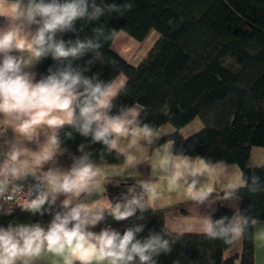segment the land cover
<instances>
[{"label":"clouds","instance_id":"obj_1","mask_svg":"<svg viewBox=\"0 0 264 264\" xmlns=\"http://www.w3.org/2000/svg\"><path fill=\"white\" fill-rule=\"evenodd\" d=\"M132 8L131 0H0V215H12L17 206L32 215H51L46 226H0V264H158L157 258L170 255L183 235L169 228L166 216L160 231L149 230L143 238L138 237L145 223L123 233L111 226L92 229L108 217L144 221L145 213L162 210L152 190L160 176L185 185L183 203L197 208L214 203L205 191L211 174L197 167L207 162L205 157L177 149L174 142L158 143L166 134L145 122L148 110L140 102L114 112L117 98L127 94L116 78L85 75L97 61L105 63L102 49L117 35L101 18L123 16ZM78 20L96 25L90 36L81 38L85 26L77 29ZM67 33L75 38L64 39ZM88 54L87 67L75 63ZM47 57L54 64L38 74L36 65ZM161 111L169 114L166 103ZM76 133L84 141L72 152L64 143ZM95 144L102 149L94 150ZM151 144L159 151L155 166L134 155ZM65 155L67 166L60 162ZM110 156L127 162L128 168L110 172ZM142 163L150 165V176L137 171ZM256 167L250 164L245 177L238 164L227 165V178L221 179L233 192L264 191ZM129 179L135 183L115 202L110 199L106 185ZM214 211L199 215L196 225L208 240L232 244L259 224L239 207L218 219Z\"/></svg>","mask_w":264,"mask_h":264},{"label":"trees","instance_id":"obj_2","mask_svg":"<svg viewBox=\"0 0 264 264\" xmlns=\"http://www.w3.org/2000/svg\"><path fill=\"white\" fill-rule=\"evenodd\" d=\"M99 4L101 0H96ZM123 3L124 0H105ZM133 8L123 16L101 18L117 34L124 32L138 42H144L151 31L160 38L146 59L132 66L111 49L112 39L105 44L104 62L91 65L85 75L99 73L109 81L119 75L126 77L127 94H121L115 104L142 103L148 110L145 122L160 128L170 125L172 135L158 143L171 141L177 149L190 155L206 158L209 166L238 164L242 174L250 175L249 162L254 148H264V0H131ZM85 30L81 38L92 34L84 21L76 27ZM117 36V35H116ZM64 39H74L67 33ZM91 54L75 63L87 67ZM54 64L51 57L38 63L37 73L46 74ZM39 78V75L38 77ZM168 105V115L161 108ZM196 119L202 130L185 138L181 130ZM84 138L78 133L65 140L64 146L75 152ZM101 144L93 145L99 151ZM153 151L157 144L148 145ZM67 163L70 161L67 155ZM124 161L108 157V166L122 165ZM255 173L264 184V167ZM135 181H128L111 189L115 202ZM240 198V209L245 214L264 221V191L252 194L246 188L231 191ZM232 210L220 208L214 219L231 216ZM164 211L145 213L144 221L135 217L110 225L123 233L135 223H145L143 238L149 232L164 226ZM93 231L97 229H92ZM232 244L208 240L203 235H182L170 255L161 254L158 264H236L238 256L228 259L224 253ZM243 252L240 264H255L254 229L242 236Z\"/></svg>","mask_w":264,"mask_h":264},{"label":"crops","instance_id":"obj_3","mask_svg":"<svg viewBox=\"0 0 264 264\" xmlns=\"http://www.w3.org/2000/svg\"><path fill=\"white\" fill-rule=\"evenodd\" d=\"M145 42V41H144ZM144 42H138L124 32L117 34L115 40L111 45V49L114 53L123 58L132 66L140 65L148 56L151 49H144ZM38 64L35 67L37 72ZM117 85L126 84V77L124 75H119L117 77ZM195 125V126H194ZM203 124L200 119H196L189 126L181 130L183 137L188 138L200 130H202ZM175 129L166 125L159 129V133L166 134L164 137L172 135ZM191 132V133H188ZM11 135V132H9ZM163 138V137H162ZM171 142V141H168ZM141 161H149L156 165L159 151L156 147L153 151H149L148 145L141 147L135 154ZM61 164L67 166L68 163L65 158H60ZM256 164L257 167H264V148H254L251 154L249 164ZM227 164H217L209 166L207 163L198 164V169H206L211 174V182L205 185V191L209 194V198L214 201L211 208L208 205H201L197 208L196 205L191 203L185 204L182 202L181 193L186 190L184 184L174 185L170 179L160 176L156 179L152 185V190L155 197L158 198V202L161 204L162 210L165 216L168 218V226L173 230L174 233H183V235H203L199 229L196 227L199 221V215L212 212L215 209L213 215L220 209H229L234 212L235 207H241L240 198L230 194V186L225 184L221 177L227 178L226 171ZM110 172L114 173L117 171H123L128 168V163L124 161L122 165L118 166H108ZM240 168V167H239ZM137 171H139L142 176L148 177L151 174V167L146 163H142L137 166ZM240 172L242 173L241 169ZM154 175H158L154 173ZM119 179V177H117ZM128 181H135L134 179H129ZM127 181V182H128ZM206 181V177L202 178V182ZM125 182H121L117 185L115 182L106 185L107 195L113 200L111 196V189H116ZM62 199V198H61ZM164 216V222H165ZM28 223V216L23 214L18 215H0V226L6 227L9 223ZM119 221L113 220L108 217L105 221L101 222L96 226L95 231H100L101 228L110 226ZM255 238V264H264V221H259L257 228L254 229ZM243 252L242 237L233 242V245L225 251L224 258L228 259L234 256H238L236 264H240V258Z\"/></svg>","mask_w":264,"mask_h":264},{"label":"built area","instance_id":"obj_4","mask_svg":"<svg viewBox=\"0 0 264 264\" xmlns=\"http://www.w3.org/2000/svg\"><path fill=\"white\" fill-rule=\"evenodd\" d=\"M18 214H23L28 216V223H36L40 222L44 224L45 226L51 219V215L48 213H45L44 216H40L39 214L32 215L31 213L23 211L20 207H16L12 215H18Z\"/></svg>","mask_w":264,"mask_h":264},{"label":"rangeland","instance_id":"obj_5","mask_svg":"<svg viewBox=\"0 0 264 264\" xmlns=\"http://www.w3.org/2000/svg\"><path fill=\"white\" fill-rule=\"evenodd\" d=\"M159 38H160V35L156 31H151V33L149 34V36L147 37V39L144 42L143 48L144 49L152 48V46H154L156 44V42L158 41ZM188 133H191V132H188Z\"/></svg>","mask_w":264,"mask_h":264}]
</instances>
